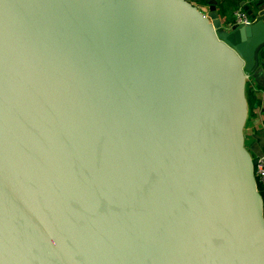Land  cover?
<instances>
[{
	"label": "water",
	"instance_id": "1",
	"mask_svg": "<svg viewBox=\"0 0 264 264\" xmlns=\"http://www.w3.org/2000/svg\"><path fill=\"white\" fill-rule=\"evenodd\" d=\"M203 9L0 0V264H264V0Z\"/></svg>",
	"mask_w": 264,
	"mask_h": 264
},
{
	"label": "crops",
	"instance_id": "2",
	"mask_svg": "<svg viewBox=\"0 0 264 264\" xmlns=\"http://www.w3.org/2000/svg\"><path fill=\"white\" fill-rule=\"evenodd\" d=\"M218 4H228V9L225 14L220 13L218 6V11L221 18L225 22V25L234 24V12L237 8H242L249 17L252 19L254 13L251 11V5L253 0H216ZM206 3L203 7L207 11ZM260 64L257 69L250 73L247 80V90L251 92L258 100L260 104L256 103L253 108L249 109V116L245 125V143L247 149L250 151L254 158L264 154V71L262 64L264 63V51L261 55Z\"/></svg>",
	"mask_w": 264,
	"mask_h": 264
},
{
	"label": "built area",
	"instance_id": "3",
	"mask_svg": "<svg viewBox=\"0 0 264 264\" xmlns=\"http://www.w3.org/2000/svg\"><path fill=\"white\" fill-rule=\"evenodd\" d=\"M234 23L238 24H248L251 22V18L242 8H237L234 12ZM264 71V63L262 65ZM255 177L257 180L258 188L259 186L264 189V154L257 158V163L255 165ZM260 190V189H259Z\"/></svg>",
	"mask_w": 264,
	"mask_h": 264
},
{
	"label": "trees",
	"instance_id": "4",
	"mask_svg": "<svg viewBox=\"0 0 264 264\" xmlns=\"http://www.w3.org/2000/svg\"><path fill=\"white\" fill-rule=\"evenodd\" d=\"M192 2H194L195 4L198 2L199 4H206L209 2V0H191ZM219 9H220V13L221 14H225L226 10L228 9V4L225 3H221L218 4ZM247 96H248V102H249V108H253L255 106L256 103L260 104V100H258L251 92H248L247 90ZM259 189L262 193L263 199H264V189L262 187L259 186Z\"/></svg>",
	"mask_w": 264,
	"mask_h": 264
},
{
	"label": "rangeland",
	"instance_id": "5",
	"mask_svg": "<svg viewBox=\"0 0 264 264\" xmlns=\"http://www.w3.org/2000/svg\"><path fill=\"white\" fill-rule=\"evenodd\" d=\"M198 6H200V7H202V9H203V7H205L204 5L205 4H199L198 2L196 3ZM248 97V96H247ZM250 109V108H249ZM253 157H254V155H253Z\"/></svg>",
	"mask_w": 264,
	"mask_h": 264
}]
</instances>
